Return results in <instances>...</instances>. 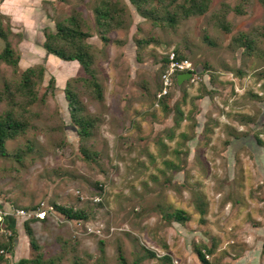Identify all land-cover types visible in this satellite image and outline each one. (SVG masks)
Instances as JSON below:
<instances>
[{
    "label": "rangeland",
    "instance_id": "1",
    "mask_svg": "<svg viewBox=\"0 0 264 264\" xmlns=\"http://www.w3.org/2000/svg\"><path fill=\"white\" fill-rule=\"evenodd\" d=\"M4 1L0 54L8 42L20 60L17 67L0 60V114L10 109L6 86L14 90L29 67L45 73L27 105L31 127L0 153V240L11 233L7 221L16 231L0 264L37 252L56 264H72L76 255L119 264V249L129 264H203L199 249L209 250L210 264H264L261 0H209L205 14L174 24L143 17L130 0H112L126 12L107 41L95 14L102 0H18L2 8ZM72 16L90 33L101 99L77 61L43 47L45 33ZM244 34L255 41L253 51L243 46ZM173 50L188 55L198 74L177 82L163 104L160 72ZM67 86L82 115L95 120L88 135L72 119ZM15 101L18 108V95ZM55 205L83 209L87 218L68 219ZM38 208L47 211L44 220L16 214ZM177 210L186 221L172 218Z\"/></svg>",
    "mask_w": 264,
    "mask_h": 264
},
{
    "label": "trees",
    "instance_id": "2",
    "mask_svg": "<svg viewBox=\"0 0 264 264\" xmlns=\"http://www.w3.org/2000/svg\"><path fill=\"white\" fill-rule=\"evenodd\" d=\"M130 2L136 6L143 17L150 18L153 21H161L162 23L174 24L178 17H191L195 15L205 14L209 0H189V6L184 3H177V0H130ZM264 5V0H261ZM96 21L100 32L102 33V39L107 41V34L110 33L122 24V15L126 12L125 8H118V4H114L112 0H102L100 5L95 8ZM86 25L80 16H72L67 22H61L57 24V31L46 32V40L43 44L44 49L52 55L60 58L66 62L77 61L85 71L90 75V79L87 80L89 85L93 88L94 96L99 99L102 98V87L98 82L97 76L95 74L93 64H94V54L92 51V45L87 42L90 33L85 28ZM0 36L5 38V35L0 27ZM243 46L249 51H253L256 48L255 41L251 39L247 34H244ZM142 44L143 40H139ZM177 53L178 58H189L188 55L183 54L179 51L173 50ZM167 57L168 54L163 58V65L160 72V87L158 93L162 89L161 75L167 68ZM0 60L5 62L10 66L17 67L19 64V56L15 57L14 50L11 44L7 42L5 49L0 54ZM45 73V67H29L23 72L21 81L15 84L14 90L6 86V91L4 95L9 99L8 104L10 109L7 110L5 114H0V153L5 154V144L8 140L14 139L19 135L27 133L29 127H31V116H26V113H30L27 110V105L34 102L38 98V94L35 91L38 83L43 79ZM193 73V72H189ZM195 75V74H194ZM178 80V74L174 75V83L169 90V93L161 98V102L164 104L166 99L170 98L174 88L176 87ZM54 82V79H53ZM16 95H18V108H15ZM66 97L69 102V110L71 112L72 119L76 125H78V132L81 136L88 135L90 129L94 127L95 120L90 119L82 115L83 108L77 93L72 90L70 86L66 87ZM32 115V114H31ZM26 150L31 151L32 146L30 143L26 145ZM17 158L24 156L23 150L16 152ZM98 186V184H97ZM99 201L97 204H100ZM53 210H58L61 214L66 216L68 219H83L86 217V212L81 209L77 210L74 208H67L62 206H52ZM172 218L178 221H186L187 216L182 210H177L172 213ZM8 217H5V219ZM45 219V218H44ZM40 218L32 217L29 219L30 222L37 220H44ZM7 221V219H6ZM6 224L9 231L11 232L7 240H0V260L5 259L4 251H12L14 240L16 238L15 227L10 224L9 221ZM30 222L25 223V232L29 239L30 245L38 251V245L36 243L33 231L29 226ZM103 244L104 241L101 240ZM74 247V246H72ZM199 258L203 264H210L209 260L206 258L207 252L209 250H197ZM38 254L33 258H22L13 264H56L53 259H45L43 254L37 252ZM210 254V253H209ZM208 254V255H209ZM153 257L154 253L151 252ZM97 259L92 264H106L102 261L101 255L96 256ZM118 263L119 264H129L126 257L122 253L121 249L118 251ZM141 260L136 259L133 264H140ZM72 264H91L85 261V258L81 255H76Z\"/></svg>",
    "mask_w": 264,
    "mask_h": 264
},
{
    "label": "built area",
    "instance_id": "3",
    "mask_svg": "<svg viewBox=\"0 0 264 264\" xmlns=\"http://www.w3.org/2000/svg\"><path fill=\"white\" fill-rule=\"evenodd\" d=\"M167 61H168L167 68L161 75L162 89L158 93V98H161L169 93V90L174 83L175 74L180 75L182 73H189L194 71V74L196 75L195 73L196 69L193 67L191 60L188 58L179 59L175 51H170L168 53ZM194 74L192 73V76H194ZM94 200L99 201L100 199L95 198ZM16 214L18 216H23L28 218L36 217V218L44 219L46 217L47 211H44L39 208L36 211H26L22 209V210H17Z\"/></svg>",
    "mask_w": 264,
    "mask_h": 264
},
{
    "label": "water",
    "instance_id": "4",
    "mask_svg": "<svg viewBox=\"0 0 264 264\" xmlns=\"http://www.w3.org/2000/svg\"><path fill=\"white\" fill-rule=\"evenodd\" d=\"M195 73L198 74V70L196 69L195 70ZM192 77V73H182L180 75H178V84L183 81V80H186V79H190Z\"/></svg>",
    "mask_w": 264,
    "mask_h": 264
},
{
    "label": "crops",
    "instance_id": "5",
    "mask_svg": "<svg viewBox=\"0 0 264 264\" xmlns=\"http://www.w3.org/2000/svg\"><path fill=\"white\" fill-rule=\"evenodd\" d=\"M10 2H14V3H18V0H5L4 1V3L1 5V7L2 8H9L10 7V5L12 4V3H10ZM10 4V5H9ZM3 12H6V11H3ZM17 13L15 12V14H14V16L16 17L17 15H16ZM15 19V18H14Z\"/></svg>",
    "mask_w": 264,
    "mask_h": 264
}]
</instances>
